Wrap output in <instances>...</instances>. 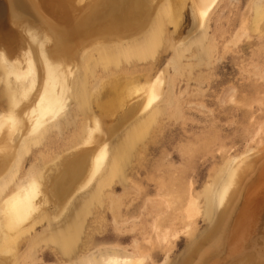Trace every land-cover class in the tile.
<instances>
[{
  "label": "bare ground",
  "instance_id": "1",
  "mask_svg": "<svg viewBox=\"0 0 264 264\" xmlns=\"http://www.w3.org/2000/svg\"><path fill=\"white\" fill-rule=\"evenodd\" d=\"M157 1L0 0L1 252L10 254L9 249L26 237L25 231L36 230L45 221L39 216L53 209L46 227H40L39 238L54 247L51 258L58 264H148V250H141L136 241L128 250L118 243L97 242L93 233L84 236L79 230L92 218L95 221L104 199L110 201L115 230L124 225L118 226L121 205L113 184L121 180L128 192L126 175L130 173L122 174L123 159L133 151V140L148 135L141 131L154 129L157 112L180 105L163 99V75L152 82L148 79V52L163 45L166 25L175 24L183 4L180 0L179 5L178 0L155 4ZM217 2L192 0L196 28L172 49L167 66H173L175 74L183 66L182 56L198 57L199 49L203 54L214 49L211 39L203 48L190 45L194 37L205 36ZM251 11L248 34L264 35V0H253ZM162 12H169L168 17ZM241 32H236L238 37ZM139 72L143 74L137 76ZM140 92L142 102L136 111L129 104ZM113 115V123L102 127L100 118L110 120ZM261 125L247 143L246 152L254 153L223 157L221 167L199 191L190 183L162 184L163 192L157 194L161 203L151 206L159 209L158 219L150 227L159 232L155 237L158 245L167 246L180 233L192 235L198 218L210 220L206 234L200 238L192 235L189 250L178 264H264V123ZM117 129H122L119 134ZM65 152L67 155L60 156ZM54 159L52 166L43 167L45 161ZM26 163L29 168L23 170ZM33 253L22 257L27 260Z\"/></svg>",
  "mask_w": 264,
  "mask_h": 264
},
{
  "label": "rangeland",
  "instance_id": "2",
  "mask_svg": "<svg viewBox=\"0 0 264 264\" xmlns=\"http://www.w3.org/2000/svg\"><path fill=\"white\" fill-rule=\"evenodd\" d=\"M161 1L166 0H159L155 4H159ZM180 1L178 0L176 4L183 3L180 5L178 20L175 24L167 23L163 45L153 47L148 52V79L152 82L159 74L163 75V99H172V103L175 105L180 104L181 110L176 105L177 109L175 107L174 109L167 108L159 114L157 112L154 129L148 132L147 127L146 131H141L147 132L148 135L145 138L142 136V139L137 142L133 140L132 145L134 146L131 145L130 149L134 148L129 154L130 160L128 156V160L127 158L123 159L125 166L122 164V174L130 173L128 176L126 175L130 186L128 192L125 193L126 190L119 183L121 180L113 184L116 189L114 195L120 197L118 201L119 206L121 205L120 208L118 207L121 211L118 215L120 217L117 218L118 226L124 225L118 231L115 230L110 201L104 199L100 206L103 207L102 212L97 215L95 221L92 218L79 230V234L84 236L90 231L96 237L97 242L102 244L118 243L126 246L128 250L132 242L136 241L141 250H148L150 255L148 264H178L189 250L190 238H193L194 235L200 238L209 229L210 220L198 218L193 236L189 233H180L172 243L168 242L167 246L164 243L158 245L155 239L159 232H153L151 224L159 209L156 210L157 208L154 209L151 206L160 201L157 194L163 192L162 184L173 181L186 186L190 183L193 184L194 190L199 191L210 180L214 170L221 167L223 157L228 155V158H234L254 153L246 152L250 148V144L247 143L250 141L252 133L258 131L259 126L263 127L261 124L264 123V35L255 36L257 34H248L247 32V23L252 15L253 0H218V5L212 8L214 10L211 11L205 36L202 35L199 37L200 39L194 37L195 41L190 45V48L193 49L196 46L203 48L205 44L208 45L207 40L209 42L211 39L214 49L204 54V50L199 49L198 57L196 54L189 58L190 55H186V58L182 56L180 63L183 66L180 73L175 74L174 67L167 66L173 58L172 49L178 46L182 40L187 39L189 35L191 36L196 28L193 25L192 0ZM174 2L176 3L175 0ZM169 3H172V0L171 2L169 0ZM168 13L162 12V16L167 18ZM238 29L240 32L243 30L241 34L239 33V37L236 34ZM258 37L261 38L258 39ZM190 40L192 39L190 38ZM1 52L2 50H0ZM140 74L143 73L139 72L136 75L141 76ZM1 81L0 76V86ZM170 82H172V86L170 84L171 98L169 96L168 99L169 90L167 88ZM142 83L144 82L142 81ZM164 96L166 97L164 98ZM142 97L141 92L137 93L129 105L138 111L137 106L138 104L139 107L141 106ZM68 100L67 104L71 109L73 101L70 98ZM68 107L67 109L70 110ZM125 109L123 107L122 111ZM173 110L177 113L175 114ZM172 113L174 115L171 116ZM114 116H112L113 120L106 119L104 121L99 117L102 127L110 126L115 120ZM122 129H117L118 134ZM17 141L18 138L15 143ZM128 143L125 144L129 147ZM66 153L68 152L61 153L60 156H65ZM55 160L45 161L43 167L46 169L52 166ZM28 168L29 163H26L23 170ZM50 206L53 207L52 204ZM39 211L41 212V210ZM53 213V209L42 213L39 217L45 221L37 226L42 228L43 224L42 229H44ZM123 217L125 218L122 221L119 220ZM86 220H88V215H86ZM133 226L134 229H132ZM176 226L181 227L178 224ZM39 228L25 231L24 234L27 238L24 237L19 241L16 248L9 249L10 254L0 251V262L2 261L4 264H58L51 258L52 252L55 251L54 247L48 246L46 240L39 238L42 232V229ZM152 232L153 234H151ZM31 237L39 239L31 241ZM146 239H148V244ZM16 240H19V237ZM7 247L12 248V246ZM5 250L8 249L5 248ZM31 251L34 252L33 255L24 260L22 255L27 256V253ZM12 256L18 257L15 258L18 260L14 261ZM7 257L10 260L5 259Z\"/></svg>",
  "mask_w": 264,
  "mask_h": 264
}]
</instances>
